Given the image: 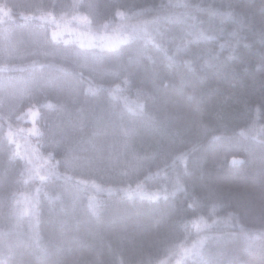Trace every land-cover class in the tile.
I'll return each instance as SVG.
<instances>
[{"label": "trees", "instance_id": "trees-1", "mask_svg": "<svg viewBox=\"0 0 264 264\" xmlns=\"http://www.w3.org/2000/svg\"><path fill=\"white\" fill-rule=\"evenodd\" d=\"M0 5V264H264V0Z\"/></svg>", "mask_w": 264, "mask_h": 264}, {"label": "snow or ice", "instance_id": "snow-or-ice-1", "mask_svg": "<svg viewBox=\"0 0 264 264\" xmlns=\"http://www.w3.org/2000/svg\"><path fill=\"white\" fill-rule=\"evenodd\" d=\"M91 7V5H89ZM183 7H188V5H183ZM118 16L122 17L123 19H127L124 17V14L122 12H117L116 13ZM49 15H51L49 13ZM41 18H44L43 16ZM81 20H83L85 23H87V17H80ZM180 19V18H177ZM6 20H11V15L8 10H6V6L0 5V24H3L6 22ZM103 27H107V25H103ZM156 31H160L158 28L155 29ZM58 35V33L54 32L53 37L55 38ZM124 38L125 39H137V38H143V39H148L151 40L153 43V46L157 48H161V44L157 43L156 40L153 38L152 31H150L149 27L147 24H142V23H127L125 26V32H124ZM163 38V34L161 33V39ZM95 39V38H94ZM99 39L103 42L102 47H115L117 43L123 42V41H112L109 37L106 36H101ZM82 47L84 46L83 44L81 45ZM92 46V45H89ZM7 69L5 67H0V72H4ZM48 107H52V105H47ZM142 108V106H141ZM143 115V112L140 113ZM29 115L33 116L35 118L36 113L33 112L31 109H29ZM3 119H8L9 117L5 114L3 117H0ZM32 134H38V130L35 128V124L33 125V128L30 130ZM125 136L130 135V132H125ZM8 139L10 142L13 141V136L15 133L13 132L11 125H9V130H8ZM127 147V145H125ZM17 155L19 153H16ZM147 157H139L134 155L133 156V161L135 163H139L142 159H146ZM76 158L71 155L69 152L68 155L66 156L65 159V164L71 168L75 162ZM234 163L236 161H233ZM85 164H90L92 161L88 158L84 159ZM29 178H33L31 171L29 172ZM40 179L43 180L45 179L44 176H40ZM68 179H71V177H68ZM28 181L26 180L25 183ZM82 183V182H81ZM137 191H139V186ZM131 195V192L129 193ZM143 194V193H141ZM10 199L14 202L12 204V211L14 215L17 216V218L23 217L25 215L31 216L34 214V203L31 201L28 197H24L23 200L18 199L15 194H12ZM167 199V196H166ZM199 228V225H197ZM264 235V234H261ZM207 239V237H205ZM182 254L186 256H192L194 258H198L197 264H216V262L211 258L210 253H208L205 249V240L201 239L199 240L196 244H193L191 248H183ZM56 264H61V261H57Z\"/></svg>", "mask_w": 264, "mask_h": 264}, {"label": "rangeland", "instance_id": "rangeland-1", "mask_svg": "<svg viewBox=\"0 0 264 264\" xmlns=\"http://www.w3.org/2000/svg\"><path fill=\"white\" fill-rule=\"evenodd\" d=\"M68 31V29H66V30H64V32L66 33ZM120 39H121V41H123V36L122 35H120ZM87 40L89 41V42H95L96 40L95 39H89V38H87ZM243 112H246L244 109H243ZM126 150V149H125ZM143 163V162H142ZM113 168V167H112ZM121 180L122 179H120V178H117V180H113V179H106V181H110V182H113V181H116V182H119V183H121ZM141 183H138V185L137 186H139ZM131 225H136V222L135 221H131ZM173 257V256H172Z\"/></svg>", "mask_w": 264, "mask_h": 264}, {"label": "bare ground", "instance_id": "bare-ground-1", "mask_svg": "<svg viewBox=\"0 0 264 264\" xmlns=\"http://www.w3.org/2000/svg\"><path fill=\"white\" fill-rule=\"evenodd\" d=\"M256 75V74H255Z\"/></svg>", "mask_w": 264, "mask_h": 264}]
</instances>
